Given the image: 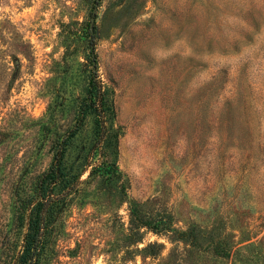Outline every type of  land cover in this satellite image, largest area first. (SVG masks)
<instances>
[{"label": "rangeland", "instance_id": "374dc122", "mask_svg": "<svg viewBox=\"0 0 264 264\" xmlns=\"http://www.w3.org/2000/svg\"><path fill=\"white\" fill-rule=\"evenodd\" d=\"M93 5L0 0V264L55 141L91 142V58L119 180L79 176L37 264H264V0Z\"/></svg>", "mask_w": 264, "mask_h": 264}, {"label": "trees", "instance_id": "16d2710c", "mask_svg": "<svg viewBox=\"0 0 264 264\" xmlns=\"http://www.w3.org/2000/svg\"><path fill=\"white\" fill-rule=\"evenodd\" d=\"M89 64L88 81L78 106V117L68 134L69 137L74 136L79 130L80 121L86 114H91V142L79 147L77 152L66 160L64 154L67 140L60 138L55 141L50 162L36 175L27 204L18 206L17 217L23 227L21 264H37L38 252L48 245L51 234L56 228L60 201L63 198H70L74 185L81 182L78 180L79 176L86 169H88L87 176L96 173L113 181L119 180L116 140L106 123L107 109H105L103 86L96 78L93 58L89 60ZM64 190L69 192L63 193ZM127 242H136V239L128 236Z\"/></svg>", "mask_w": 264, "mask_h": 264}, {"label": "water", "instance_id": "95a60500", "mask_svg": "<svg viewBox=\"0 0 264 264\" xmlns=\"http://www.w3.org/2000/svg\"><path fill=\"white\" fill-rule=\"evenodd\" d=\"M97 2H98V0L94 1V5H93L92 10H91V15H90V18H89V21H88V29H89L90 32L92 30L93 21L95 20L94 15H95V9H96V6H97Z\"/></svg>", "mask_w": 264, "mask_h": 264}]
</instances>
